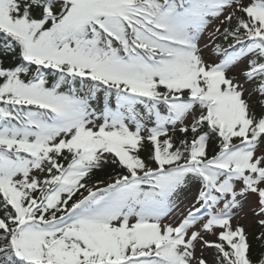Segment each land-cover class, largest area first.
Here are the masks:
<instances>
[{
	"label": "snow or ice",
	"instance_id": "obj_1",
	"mask_svg": "<svg viewBox=\"0 0 264 264\" xmlns=\"http://www.w3.org/2000/svg\"><path fill=\"white\" fill-rule=\"evenodd\" d=\"M0 264H264V0H0Z\"/></svg>",
	"mask_w": 264,
	"mask_h": 264
},
{
	"label": "rangeland",
	"instance_id": "obj_2",
	"mask_svg": "<svg viewBox=\"0 0 264 264\" xmlns=\"http://www.w3.org/2000/svg\"><path fill=\"white\" fill-rule=\"evenodd\" d=\"M241 216H243V213H241Z\"/></svg>",
	"mask_w": 264,
	"mask_h": 264
}]
</instances>
